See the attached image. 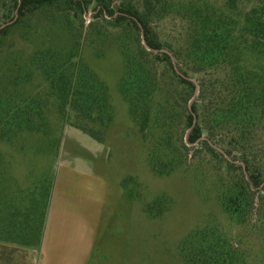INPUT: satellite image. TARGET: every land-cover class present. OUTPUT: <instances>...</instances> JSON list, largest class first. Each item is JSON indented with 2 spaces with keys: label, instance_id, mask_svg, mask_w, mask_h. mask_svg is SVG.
I'll return each mask as SVG.
<instances>
[{
  "label": "trees",
  "instance_id": "1",
  "mask_svg": "<svg viewBox=\"0 0 264 264\" xmlns=\"http://www.w3.org/2000/svg\"><path fill=\"white\" fill-rule=\"evenodd\" d=\"M22 26L42 41L0 72V140L34 136L35 154L56 158L61 134L51 133L50 102L59 132L68 125L102 144L114 111L84 52L100 58L115 45L118 91L152 172L212 174L227 220L264 234V0H0V45ZM55 31L67 42L56 43ZM54 182L47 168L22 188L0 154V242L40 248ZM242 243L206 226L180 250L186 264H248Z\"/></svg>",
  "mask_w": 264,
  "mask_h": 264
},
{
  "label": "rangeland",
  "instance_id": "2",
  "mask_svg": "<svg viewBox=\"0 0 264 264\" xmlns=\"http://www.w3.org/2000/svg\"><path fill=\"white\" fill-rule=\"evenodd\" d=\"M92 8L85 15L88 20L94 14ZM29 25L40 30L35 22ZM29 31L23 26L11 31L0 45V72L13 57L24 58L41 43L42 38L33 39ZM164 32L168 38L173 29L167 26ZM51 38L58 44L68 40L58 31L51 33ZM32 40L36 42L32 44ZM84 54L106 83L113 106L114 121L103 143L68 125L59 132L55 108L49 102L46 111L50 113L51 133L61 134L57 157L36 155L38 138L27 135L11 142L0 140V154L9 161L22 188L44 169L55 173V190L64 195L65 202L55 219L70 223L71 236L67 238L74 244L83 248L89 244L86 264H186L180 243L194 229L206 226H219L241 237L248 264H264V234L254 228L255 224L241 227L227 220L212 174L178 170L160 177L152 172L147 147L118 91L123 74L119 48L111 45L100 58L89 49ZM34 82L33 86L42 85L40 79ZM154 202L159 206L148 213L147 206ZM65 207L68 221L67 214H60Z\"/></svg>",
  "mask_w": 264,
  "mask_h": 264
},
{
  "label": "crops",
  "instance_id": "3",
  "mask_svg": "<svg viewBox=\"0 0 264 264\" xmlns=\"http://www.w3.org/2000/svg\"><path fill=\"white\" fill-rule=\"evenodd\" d=\"M58 169L56 170L57 173ZM56 182V177H55ZM61 196V197H60ZM64 195H60L58 190L52 191L47 220L43 235V240L40 248L26 249L8 243L0 242V264H86L88 261L89 244L85 243V248L82 245L73 243L70 223H66L55 219L64 202ZM60 214H69L66 207ZM65 223L66 226L62 227ZM70 231V232H69Z\"/></svg>",
  "mask_w": 264,
  "mask_h": 264
},
{
  "label": "water",
  "instance_id": "4",
  "mask_svg": "<svg viewBox=\"0 0 264 264\" xmlns=\"http://www.w3.org/2000/svg\"><path fill=\"white\" fill-rule=\"evenodd\" d=\"M3 27H4V26H3ZM142 38H144L143 35H142ZM143 44L146 46V48H147L148 50H150V48L145 44V41H143Z\"/></svg>",
  "mask_w": 264,
  "mask_h": 264
}]
</instances>
